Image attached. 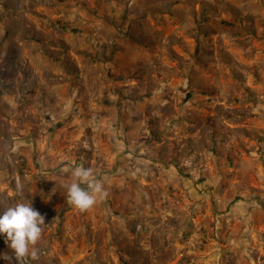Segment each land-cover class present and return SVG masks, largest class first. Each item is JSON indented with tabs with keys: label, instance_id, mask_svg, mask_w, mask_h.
<instances>
[{
	"label": "rangeland",
	"instance_id": "rangeland-1",
	"mask_svg": "<svg viewBox=\"0 0 264 264\" xmlns=\"http://www.w3.org/2000/svg\"><path fill=\"white\" fill-rule=\"evenodd\" d=\"M30 201L12 264H264V0H0V213Z\"/></svg>",
	"mask_w": 264,
	"mask_h": 264
},
{
	"label": "clouds",
	"instance_id": "clouds-1",
	"mask_svg": "<svg viewBox=\"0 0 264 264\" xmlns=\"http://www.w3.org/2000/svg\"><path fill=\"white\" fill-rule=\"evenodd\" d=\"M71 175V182L62 183L61 187L66 190L67 204L79 211L91 210L98 200L108 195L102 179L96 176L93 168L77 166L73 168ZM44 225L45 216L32 206L31 201L18 202L6 208L0 213V236H4L14 256L4 253L0 259L8 261L9 264H12L13 259L17 262L29 258L38 260L39 250L36 245L42 239Z\"/></svg>",
	"mask_w": 264,
	"mask_h": 264
}]
</instances>
